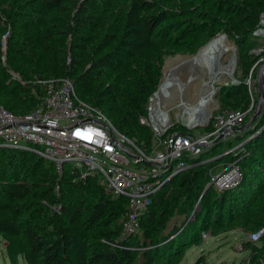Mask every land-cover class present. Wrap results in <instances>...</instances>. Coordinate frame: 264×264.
<instances>
[{"label": "trees", "instance_id": "trees-1", "mask_svg": "<svg viewBox=\"0 0 264 264\" xmlns=\"http://www.w3.org/2000/svg\"><path fill=\"white\" fill-rule=\"evenodd\" d=\"M39 1L37 15L22 20L6 15L0 0V104L16 115L37 107L35 91L41 89L32 85L36 80L68 78L82 100L100 108L121 133L150 150L153 133L140 118L160 85L165 55L194 56L213 38L227 34L239 47L242 75L237 78L244 81L259 60L248 56V45L264 13V0ZM120 2L124 14L115 22L109 12ZM22 14L16 11V16ZM9 32L7 48L14 58L23 56V40L41 38L35 45L44 60L31 65L32 73L22 78L26 84L13 80L1 61L3 37ZM218 95L223 110L247 111L252 104L244 83L222 87ZM263 127L264 113L234 138L237 146L251 137L243 152L226 159L234 163L244 156L239 162L242 178L233 189L207 188L201 175L210 160L213 164L226 158L216 153L221 143L207 149L196 161L199 165L174 176L142 218L143 240L123 234L126 198L113 197L95 179L82 180L76 171L61 175L54 163L45 167V159L35 154L0 150V238H8V256L23 264H180L189 247L185 243L199 239L193 231L232 223L253 233L264 230V129L257 134ZM184 131L175 127L167 137ZM26 158L33 162L23 167ZM197 194L203 196L202 207L188 228L190 234L170 242L179 228L163 234V204H186L189 217ZM163 195L166 200L161 202ZM258 242L248 247L252 257L246 264H264V233Z\"/></svg>", "mask_w": 264, "mask_h": 264}, {"label": "built area", "instance_id": "built-area-1", "mask_svg": "<svg viewBox=\"0 0 264 264\" xmlns=\"http://www.w3.org/2000/svg\"><path fill=\"white\" fill-rule=\"evenodd\" d=\"M252 37L262 47L251 49V55L259 57V60L244 81L236 77L238 51L232 48L229 62L226 64L220 59L219 67L223 69L214 73V76L213 70L206 64L201 71H187L188 74L183 75V78L190 75V86L208 76L209 81H204V85H209L205 91H213L212 102L222 87L242 83L248 87L251 107L247 111H240L223 110L220 106L211 114L212 122L210 118L201 122H211L207 127L212 129L208 132L196 133L198 128H191L193 123L199 121H186L190 110L181 108L182 112L175 113L171 108L170 105L176 99H180L179 105L188 103L182 99L184 93H177L179 91L174 79L166 92L160 94L165 78L149 98L146 115L140 118V123L153 133L154 146L150 150L121 133L100 108L82 100L70 79H38L32 83L41 89V92L35 91L38 105L30 113L16 115L0 104V150L32 153L54 163L61 175L65 172V166L70 165V172H78L82 180L95 179L113 197L128 200L123 234L139 235L142 218L153 197L174 176L199 165L196 161L215 145L214 141L221 135H224L223 141L235 138L237 130L246 125L249 116L252 117L259 101L257 71L264 64V13L260 15ZM226 38L228 40L227 35ZM231 62H234V67L229 72V69L224 68ZM227 76L231 78L225 82ZM16 81L26 84L22 79ZM172 113L186 131L177 132L168 138V132L175 125ZM250 139L240 143L234 150L243 148ZM241 178L240 165L230 164L228 169L213 177L212 186L218 191L230 190L239 184ZM261 234L262 231L254 233L252 240L258 242Z\"/></svg>", "mask_w": 264, "mask_h": 264}, {"label": "rangeland", "instance_id": "rangeland-1", "mask_svg": "<svg viewBox=\"0 0 264 264\" xmlns=\"http://www.w3.org/2000/svg\"><path fill=\"white\" fill-rule=\"evenodd\" d=\"M39 2H40L39 0H34V1L33 0H15L14 3H12V0H4L3 11L6 15L13 14L15 15V18L24 20L27 18L35 17L37 15ZM16 11L23 13V14L16 16ZM123 14L124 12H123L122 2L119 3L117 9L111 10L109 12L110 17L115 22H118L119 20L121 21V19L123 18ZM10 34L11 32H9L7 35L3 37V41H2V45H3L2 53L3 54L1 55L2 64L7 70V74L11 76L13 80L16 81L22 78L26 79L27 75L32 73L31 65L33 63H40L44 60V53L42 49L40 48V46L35 45L36 42L38 41L40 42L41 38L39 35H35L30 40H23L22 47H23L24 54L20 58H14L12 54H9L8 48H7ZM259 43L260 42H256L255 39L254 40L252 39V43H249L248 45V48L250 47L249 54H248L249 57H253V58L256 57L255 55H251L250 51L251 49L262 47V45H260ZM166 47H170V45L166 44ZM231 48L237 49L238 54H240L239 47L229 37L227 40L226 50L220 57V59H222L221 61H223L226 64L227 62H229L232 56V52L230 51ZM196 55L191 56V55H187L182 52H178L172 55L170 54L165 55L162 58V65H161V70H160L162 77H161L160 84L165 80V78L167 80L168 75H170L171 73H172L171 74L172 77H175V74L178 72H179V75L188 74L187 71L190 70V68H185V67L182 68V67L185 62L189 61ZM230 65L232 66V70H233V67H234L233 64H230ZM198 69L200 70L201 67L196 66L193 69V71L198 70ZM236 74H237V77L238 76L240 77L242 75V71L239 69ZM229 77L228 76L226 77L225 82L229 80ZM207 78L208 76H206V79L205 77H202L198 81L193 83L191 86H188V88L186 89L187 91H185L184 93V98L182 99L188 102L189 104L194 105V107H196L195 105L199 103L201 95L202 94L204 95L205 90L209 88V85H204V81L206 82L209 81V79ZM220 85H223V84L221 83ZM124 86L125 84L121 86V89L123 91H125L123 89ZM91 89L92 88L87 89L85 92V95L88 94ZM255 92L257 94L256 87H255ZM79 93L80 91H78V94ZM179 103H180V99H176L170 105L172 106L171 108L174 109L175 113L182 112V109ZM219 107H220V99H219V95H216L214 97L213 102L209 106V111L211 112V114H213L215 113L216 110L219 109ZM172 115H173V119L175 122V125L173 128L181 127L182 124L175 120L174 113H172ZM210 120L212 122L211 118ZM263 129L264 128L260 129L257 132V134H260ZM209 130H210L209 127H205V128H198L195 130V132L204 133V132H208ZM132 140L136 141L135 138H133ZM219 143H221L219 144L220 148L217 149L216 153L218 154L219 152H223L222 156H226V158H223V159L219 158L218 159L220 160L219 163L216 162L212 164L210 161L209 163L206 164L208 166L205 168L207 171L205 169L201 171V175L204 181L205 182L207 181V185H206L207 188L213 187L212 186L213 177L219 175L222 171L228 169L230 164L237 163L239 165L240 160L244 157V156L239 155L240 158L234 163H230V160L226 161V159L229 156L237 157L238 154H240L238 151L243 152L244 148H240L238 149V151H236L237 149L234 150L239 145V144L237 146L234 145L237 143L236 140H234V138L231 140V143L228 140L221 141ZM153 146H154V142L152 141L151 148ZM29 160L31 159L26 158V160L24 161L23 167L24 166L28 167L29 164L33 162ZM50 165H51L50 161L48 160L44 161L45 167H49ZM70 170H71V166L66 165L65 172L68 173L70 172ZM202 197L203 196H200V194H197L194 196L195 206H194L193 212L190 214L189 217L187 216L188 212H186L187 211L186 204L169 205L166 202L163 204L164 208L167 211L166 212L167 216L166 218H164L166 221V227H165V230L163 231V234L168 235L171 233L173 229L179 228L178 229L179 231L174 236L171 237L172 241L169 240L170 242H173L175 239L178 240L180 237L186 236L189 233L188 228L190 224H193L197 220V217H195V214H200L201 207H202L201 203L203 201ZM250 197L251 199H253V195ZM159 199L161 200V202H163L166 200V197L163 195L162 197H159ZM261 231L262 233H264L263 229H261ZM192 234L197 235L196 238L198 237L199 239L193 245H190V241L185 243V245H189V247L185 253V257L183 261L180 264H246L249 261V259L252 257V251H250L248 247H251L250 245L259 243V242H254L252 240V235L254 234L253 232L245 231L242 229V226L240 224L238 225L234 223L230 225L221 224L220 228L216 230H211L210 228H208L205 231H201V230L195 231V232L193 231ZM138 237L139 239H142V240H143V237H145L144 232L142 230H140ZM169 241L164 242L162 244L166 245ZM7 242H8V238H0V264H23L24 262L21 259L15 262L10 259L6 251ZM150 243L151 242H149V245Z\"/></svg>", "mask_w": 264, "mask_h": 264}, {"label": "bare ground", "instance_id": "bare-ground-1", "mask_svg": "<svg viewBox=\"0 0 264 264\" xmlns=\"http://www.w3.org/2000/svg\"><path fill=\"white\" fill-rule=\"evenodd\" d=\"M226 46H227L226 36L219 35L216 38H214L211 42H209L208 45H206L200 51L199 55H196L195 57H193L194 59L192 58L189 61L185 62L182 68L184 67L190 68V70L188 71L192 72L196 66H200L202 69L204 64H206L205 66L208 65L213 70V76H214L215 75L214 73H216L220 69H223L219 67V62H220V57L226 50ZM231 64H233L234 66L233 62ZM224 69H229L230 70L229 72H231L232 66L229 65L228 67ZM171 74L168 75L167 80L165 81L166 83L164 82V84L162 85L160 94L161 92H166L167 88L170 87V83L172 79L175 80L176 89H178L179 91L177 93H185L188 86H190L189 85L191 81L190 75H188L186 78H183V75L182 74L179 75V72L175 74V77H172ZM179 78H181L182 81L181 80L178 81ZM212 98H213V91L212 89H209L208 91H205L204 95L201 96L199 103L195 105L196 107H194V105L191 106V104L189 103L180 105L184 111L190 110L189 117L188 119H186V121L187 122L193 121V120H198L199 122L208 121V119L211 116V112L209 111V104L210 102H212ZM157 105H158V102H157Z\"/></svg>", "mask_w": 264, "mask_h": 264}, {"label": "water", "instance_id": "water-1", "mask_svg": "<svg viewBox=\"0 0 264 264\" xmlns=\"http://www.w3.org/2000/svg\"><path fill=\"white\" fill-rule=\"evenodd\" d=\"M200 51H199V53H200ZM199 53L197 55H199ZM256 81H257L258 96H259V101L256 105V109H255L252 117L248 121V123H246V125H244L243 127L239 128L237 131H244V130H247L250 127H252L254 122L262 115V113L264 111V64L261 65V67L258 70ZM208 124L209 123L203 124L201 122H195L192 124L191 128H205L208 126ZM175 138L176 137H174L173 139H175ZM223 140H224V135H221L217 140L214 141V144H217ZM169 152H170V150H169Z\"/></svg>", "mask_w": 264, "mask_h": 264}, {"label": "crops", "instance_id": "crops-1", "mask_svg": "<svg viewBox=\"0 0 264 264\" xmlns=\"http://www.w3.org/2000/svg\"><path fill=\"white\" fill-rule=\"evenodd\" d=\"M237 132H241V131H237Z\"/></svg>", "mask_w": 264, "mask_h": 264}]
</instances>
